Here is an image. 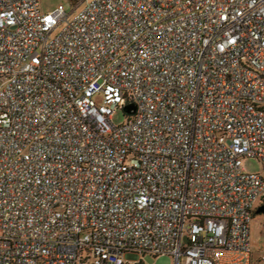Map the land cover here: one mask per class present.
Returning a JSON list of instances; mask_svg holds the SVG:
<instances>
[{"label":"built area","instance_id":"obj_1","mask_svg":"<svg viewBox=\"0 0 264 264\" xmlns=\"http://www.w3.org/2000/svg\"><path fill=\"white\" fill-rule=\"evenodd\" d=\"M40 2L0 0V264H264V0Z\"/></svg>","mask_w":264,"mask_h":264},{"label":"rangeland","instance_id":"obj_2","mask_svg":"<svg viewBox=\"0 0 264 264\" xmlns=\"http://www.w3.org/2000/svg\"><path fill=\"white\" fill-rule=\"evenodd\" d=\"M60 4H63L67 10L71 11V3L70 0H41L40 8L43 12H51L54 11ZM126 114L124 110H118L114 116V123L122 124L125 122ZM245 167L249 172H263L264 168L259 161L253 158L245 159ZM260 204L257 206L259 209ZM258 209L255 213V217L253 218V227L251 231V238L253 244L257 243V248L264 247V214L258 212ZM258 257V254H256ZM155 264H175L174 259L171 256L163 255L154 258Z\"/></svg>","mask_w":264,"mask_h":264},{"label":"crops","instance_id":"obj_3","mask_svg":"<svg viewBox=\"0 0 264 264\" xmlns=\"http://www.w3.org/2000/svg\"><path fill=\"white\" fill-rule=\"evenodd\" d=\"M260 204V206H262L263 204H264V198L263 199H261V200H259L258 202H257V204H256V206H255V210H257L258 208H257V206ZM255 210H254V216H253V218L255 217ZM264 214V213H263ZM252 227H253V221H252V226H251V231H252ZM257 241H256V244L254 243L253 244V242H252V244H253V249H254V255H255V257L256 258H258L259 256H260V254H261V252L264 250V247H261V248H257ZM256 254H258V257L256 256Z\"/></svg>","mask_w":264,"mask_h":264},{"label":"water","instance_id":"obj_4","mask_svg":"<svg viewBox=\"0 0 264 264\" xmlns=\"http://www.w3.org/2000/svg\"><path fill=\"white\" fill-rule=\"evenodd\" d=\"M135 109H136V107H135L134 104H128L125 107V111L127 113H132V111L135 110ZM258 212L264 213V204L258 209Z\"/></svg>","mask_w":264,"mask_h":264},{"label":"trees","instance_id":"obj_5","mask_svg":"<svg viewBox=\"0 0 264 264\" xmlns=\"http://www.w3.org/2000/svg\"><path fill=\"white\" fill-rule=\"evenodd\" d=\"M257 210H255V212H256Z\"/></svg>","mask_w":264,"mask_h":264}]
</instances>
